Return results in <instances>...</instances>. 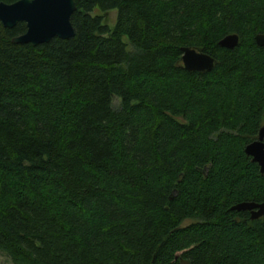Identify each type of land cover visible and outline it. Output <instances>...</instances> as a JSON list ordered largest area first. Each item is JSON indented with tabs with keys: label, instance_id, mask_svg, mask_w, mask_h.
Here are the masks:
<instances>
[{
	"label": "trees",
	"instance_id": "trees-1",
	"mask_svg": "<svg viewBox=\"0 0 264 264\" xmlns=\"http://www.w3.org/2000/svg\"><path fill=\"white\" fill-rule=\"evenodd\" d=\"M74 1L69 38L15 43L24 23L0 22V250L14 264H264V216L231 209L264 202L244 151L264 125V0ZM94 9H116L114 25ZM183 46L214 67L184 69Z\"/></svg>",
	"mask_w": 264,
	"mask_h": 264
},
{
	"label": "water",
	"instance_id": "water-1",
	"mask_svg": "<svg viewBox=\"0 0 264 264\" xmlns=\"http://www.w3.org/2000/svg\"><path fill=\"white\" fill-rule=\"evenodd\" d=\"M76 9L74 0H16L11 3L0 1V22L4 27H13L17 22L24 21V33L14 36L15 43H31L32 45L48 42L53 37L69 38L74 35L70 16ZM239 37L236 33L223 36L218 44L221 47L233 48ZM255 43L264 47V33L254 35ZM181 64L187 71H210L216 60L200 48L183 46L181 48ZM264 127L262 126L255 140L244 147L246 155L259 166L264 173ZM232 210L248 211L251 219L264 214V202L243 201L231 206Z\"/></svg>",
	"mask_w": 264,
	"mask_h": 264
},
{
	"label": "rangeland",
	"instance_id": "rangeland-1",
	"mask_svg": "<svg viewBox=\"0 0 264 264\" xmlns=\"http://www.w3.org/2000/svg\"><path fill=\"white\" fill-rule=\"evenodd\" d=\"M94 13L102 14L103 15V22L105 24H108L110 27H112L114 25L115 18H116V13H117L116 9H109V10H107L104 13L100 12L98 9H94L93 14ZM124 41L128 43V40L126 38H124ZM127 49H130V45L129 44L127 45ZM118 103H119L118 98L114 97L113 98V104L115 106H117ZM189 222H190L189 220H186L184 222V224H187ZM0 264H14L12 262V260L10 259V257L2 250H0Z\"/></svg>",
	"mask_w": 264,
	"mask_h": 264
},
{
	"label": "flooded vegetation",
	"instance_id": "flooded-vegetation-1",
	"mask_svg": "<svg viewBox=\"0 0 264 264\" xmlns=\"http://www.w3.org/2000/svg\"><path fill=\"white\" fill-rule=\"evenodd\" d=\"M21 22L24 23V25H25V30H26V23H25L24 21H21ZM17 23H18V22H17ZM25 30H24V32H25ZM24 32H22V33H24ZM262 126L264 127V125H261L260 128H261ZM260 128H259V130H260ZM262 142L264 143V137H263V139H262ZM247 212H248V211H247ZM248 214L250 215L249 212H248ZM263 216H264V214H263L262 216H260V217H263ZM260 217H259V218H260Z\"/></svg>",
	"mask_w": 264,
	"mask_h": 264
}]
</instances>
